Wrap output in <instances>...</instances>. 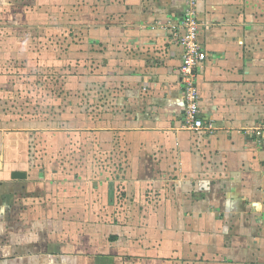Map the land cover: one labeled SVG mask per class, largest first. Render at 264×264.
I'll return each mask as SVG.
<instances>
[{
  "label": "crops",
  "instance_id": "obj_1",
  "mask_svg": "<svg viewBox=\"0 0 264 264\" xmlns=\"http://www.w3.org/2000/svg\"><path fill=\"white\" fill-rule=\"evenodd\" d=\"M30 6L77 10L62 34L78 58L53 65L62 79L0 78V264H264V0H196L214 125L197 131L187 0Z\"/></svg>",
  "mask_w": 264,
  "mask_h": 264
},
{
  "label": "rangeland",
  "instance_id": "obj_2",
  "mask_svg": "<svg viewBox=\"0 0 264 264\" xmlns=\"http://www.w3.org/2000/svg\"><path fill=\"white\" fill-rule=\"evenodd\" d=\"M22 3L23 6H17ZM30 4L31 0H0V78L7 81L62 79L68 73L60 68L54 70L53 65L60 64L66 57L72 58L70 63H73V60L77 62V53L70 57L69 48H63L67 41L63 38L64 33L62 34L63 31H68V26L73 32L77 30V25L65 24L67 21L76 20L77 10L68 12L67 8H37L31 7ZM46 33L51 34L49 39L46 38ZM45 65L51 66L42 68ZM6 105L10 106L9 103ZM25 122L27 120L7 121L11 125L27 124ZM31 122L45 126L48 121L38 119Z\"/></svg>",
  "mask_w": 264,
  "mask_h": 264
},
{
  "label": "built area",
  "instance_id": "obj_3",
  "mask_svg": "<svg viewBox=\"0 0 264 264\" xmlns=\"http://www.w3.org/2000/svg\"><path fill=\"white\" fill-rule=\"evenodd\" d=\"M188 7L182 17L183 32L180 44L183 48L180 66V80L183 87L184 117L183 127L190 130L213 128V123H206L201 115L200 92L197 86L198 69L206 59V54L199 43L200 22L197 15L196 0H187ZM253 133L264 137V124L256 127Z\"/></svg>",
  "mask_w": 264,
  "mask_h": 264
},
{
  "label": "water",
  "instance_id": "obj_4",
  "mask_svg": "<svg viewBox=\"0 0 264 264\" xmlns=\"http://www.w3.org/2000/svg\"><path fill=\"white\" fill-rule=\"evenodd\" d=\"M26 174L24 172H21V171H15L13 173V176L14 177H24Z\"/></svg>",
  "mask_w": 264,
  "mask_h": 264
}]
</instances>
